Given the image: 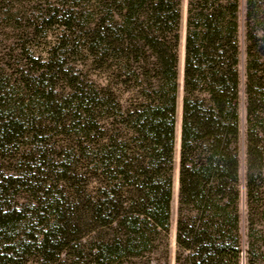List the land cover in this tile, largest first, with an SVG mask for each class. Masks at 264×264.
Returning a JSON list of instances; mask_svg holds the SVG:
<instances>
[{
	"label": "trees",
	"instance_id": "16d2710c",
	"mask_svg": "<svg viewBox=\"0 0 264 264\" xmlns=\"http://www.w3.org/2000/svg\"><path fill=\"white\" fill-rule=\"evenodd\" d=\"M70 1L29 94L0 80V152L71 111L75 198L47 194L48 218L10 209L12 190L42 184L38 140L36 163L0 178V264L27 252L62 264L67 249L75 264H171L176 171L173 264H264V0H185L184 22V0ZM73 35L92 75L62 103L52 82Z\"/></svg>",
	"mask_w": 264,
	"mask_h": 264
},
{
	"label": "rangeland",
	"instance_id": "374dc122",
	"mask_svg": "<svg viewBox=\"0 0 264 264\" xmlns=\"http://www.w3.org/2000/svg\"><path fill=\"white\" fill-rule=\"evenodd\" d=\"M80 5L87 3V0H79ZM70 0H0V80L2 85L7 86L9 95L26 94L30 91L34 79L38 77V69L48 54L50 47L56 40V36L60 33L61 28L53 22L59 18L53 15L61 16L62 11L70 10ZM63 5H65L63 7ZM63 7V8H62ZM78 14L86 22V26L90 20L87 6ZM183 22L185 21V0L183 1ZM74 17V13H68ZM67 14V15H68ZM52 15V17H50ZM54 17V18H53ZM89 17V20L87 18ZM86 19V20H85ZM71 20V19H70ZM80 24H82L80 22ZM83 25V24H82ZM79 35V34H78ZM84 37V36H83ZM85 40L78 37L70 36L65 39L63 47L66 54L61 57L63 73L56 75L52 82L53 93L57 100L69 101L73 97V88L70 83L80 79L87 84L91 79L92 65L89 52L86 50ZM63 49V50H64ZM183 61V45L180 53V68ZM45 75L43 76V78ZM28 83V85H27ZM33 87V86H32ZM34 92V91H32ZM29 94V93H28ZM64 101V102H63ZM67 103V102H66ZM71 112V111H69ZM64 113L63 123H58L50 119L45 120V124L37 127L40 134L36 137H29L26 133L23 138L18 139L12 144L10 150L0 152V178L9 176H18L22 173V168L29 161L34 165L37 155L34 153L36 149L35 143L38 140L46 142L44 147L46 160L40 161L41 183H32L29 186H22L17 190L10 192L9 203L10 209L20 212L34 211L38 209L39 213H44L43 217L48 218V211H44L42 201L47 199V194L62 197L63 201L71 206L75 198V180L73 178V145L75 142V125L71 120L70 113ZM67 116V118H66ZM38 118V117H37ZM41 119V118H40ZM43 119V117H42ZM41 119V120H42ZM180 122V106L178 111L177 127ZM37 129V130H38ZM180 129V128H179ZM177 132V131H176ZM180 132V131H179ZM177 134L176 141V160L178 159L179 137ZM49 159V160H48ZM62 162V168L59 172H51L57 169ZM63 178V179H61ZM176 195H177V171L175 176L174 195L171 204V224H170V260L173 264L175 250V220H176ZM42 215V214H41ZM37 221L32 224H22L18 229L21 239L29 241L30 235L38 236L41 225H37ZM25 225V226H24ZM32 232V233H31ZM17 233V232H16ZM31 233V234H30ZM67 249L61 255L65 258L62 264H75L77 260L73 257L72 251ZM14 264H45L41 262L37 254L27 252L23 259L16 258Z\"/></svg>",
	"mask_w": 264,
	"mask_h": 264
},
{
	"label": "water",
	"instance_id": "95a60500",
	"mask_svg": "<svg viewBox=\"0 0 264 264\" xmlns=\"http://www.w3.org/2000/svg\"><path fill=\"white\" fill-rule=\"evenodd\" d=\"M183 40H184V38H183ZM183 53H184V50H183ZM177 189H178V181H177Z\"/></svg>",
	"mask_w": 264,
	"mask_h": 264
}]
</instances>
